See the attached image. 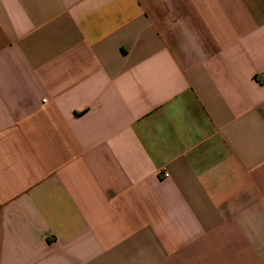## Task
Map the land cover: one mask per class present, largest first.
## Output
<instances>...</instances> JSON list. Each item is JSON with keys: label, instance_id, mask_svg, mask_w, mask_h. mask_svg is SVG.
I'll list each match as a JSON object with an SVG mask.
<instances>
[{"label": "crops", "instance_id": "obj_1", "mask_svg": "<svg viewBox=\"0 0 264 264\" xmlns=\"http://www.w3.org/2000/svg\"><path fill=\"white\" fill-rule=\"evenodd\" d=\"M0 264H264V0H0Z\"/></svg>", "mask_w": 264, "mask_h": 264}, {"label": "built area", "instance_id": "obj_2", "mask_svg": "<svg viewBox=\"0 0 264 264\" xmlns=\"http://www.w3.org/2000/svg\"><path fill=\"white\" fill-rule=\"evenodd\" d=\"M164 176H165V177H169V175H168V174H165Z\"/></svg>", "mask_w": 264, "mask_h": 264}]
</instances>
